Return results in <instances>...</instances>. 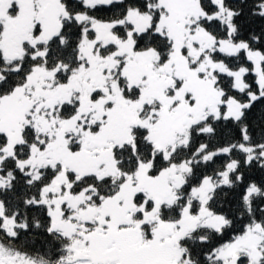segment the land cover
I'll use <instances>...</instances> for the list:
<instances>
[{
	"label": "snow or ice",
	"instance_id": "snow-or-ice-1",
	"mask_svg": "<svg viewBox=\"0 0 264 264\" xmlns=\"http://www.w3.org/2000/svg\"><path fill=\"white\" fill-rule=\"evenodd\" d=\"M258 20L264 0H0V264H264Z\"/></svg>",
	"mask_w": 264,
	"mask_h": 264
},
{
	"label": "trees",
	"instance_id": "trees-1",
	"mask_svg": "<svg viewBox=\"0 0 264 264\" xmlns=\"http://www.w3.org/2000/svg\"><path fill=\"white\" fill-rule=\"evenodd\" d=\"M112 13H111V11L109 10V9H107V8H104V9H100L98 12H97V15L98 16H101V17H106V16H109V15H111ZM262 24H264V21H256L255 23H252L251 25H250V27L252 28V29H255V30H259V28H260V26L262 25ZM252 79H254V76L253 77H251ZM262 108H264V106H261V105H257L256 106V109H254V111H253V118L256 116V115H258L259 114V112L261 111V109ZM224 134H225V136H227V134H228V130L227 129H225V131H224ZM250 175L257 181V182H260L261 180H264V172H261L258 168L257 169H253L252 171H251V173H250ZM237 227H239V225L237 226Z\"/></svg>",
	"mask_w": 264,
	"mask_h": 264
}]
</instances>
